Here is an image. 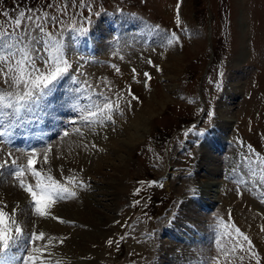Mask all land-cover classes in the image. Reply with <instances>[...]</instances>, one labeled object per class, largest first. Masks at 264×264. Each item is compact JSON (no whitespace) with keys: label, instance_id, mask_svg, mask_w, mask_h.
I'll use <instances>...</instances> for the list:
<instances>
[{"label":"rangeland","instance_id":"1","mask_svg":"<svg viewBox=\"0 0 264 264\" xmlns=\"http://www.w3.org/2000/svg\"><path fill=\"white\" fill-rule=\"evenodd\" d=\"M22 2L25 5L26 0H0V31L14 28V21L21 13L18 3ZM64 3L65 0H37L39 6L25 13L40 17L47 14L63 21L55 26L51 21L46 22V30L61 38L71 69L50 86L49 95L31 111L13 113L11 118L0 117V132L5 133L0 138V154L6 151L12 154L11 158L1 155L0 164L7 159L8 165L0 169V186L13 180L11 183L24 195L11 208L30 200L23 210V218L16 220L24 233L29 226L36 233L32 224L38 220L59 221L50 215H34L32 199L20 187V179L34 186L35 178L28 170L24 177L17 179L12 174V158L26 166L35 152L37 169L43 172L41 179L46 181L50 175L68 187L66 184L71 183L59 178L60 169L57 174L58 169L52 168L56 165L52 155L56 147L61 148L73 136L77 137L75 140L103 136L108 142L117 135L121 141L125 140L129 125L131 128L137 115L145 113L150 118L144 131L139 132L140 141L124 153L122 162L116 161L122 172L115 171L113 166L104 169L107 176L120 177V192L113 200L112 210L107 212L112 220L104 227L107 237L98 251L104 258L102 264H175L173 256L168 258L163 253L173 240L176 244L199 246L208 240L206 249L211 253L218 246L214 231L218 227L220 231L224 221H228L225 224L233 232L235 226L248 236L246 241L233 233V243L240 244L237 249L241 250L242 245V250L248 249V257L260 259L264 241L250 232L256 226L257 234L264 236V0H83V6L76 0L75 8L72 0H68L67 10ZM3 13L9 15L5 17ZM26 26L29 25H22ZM81 28L85 31H78ZM92 41L95 43L89 46L90 53H86ZM37 66L44 68L39 61ZM4 79L0 75V91H24L22 84L19 88L6 86ZM67 79L74 80L71 87ZM74 84L89 92L94 98L86 96L95 103L103 100L99 93L110 97L114 107L118 103L113 119L88 125L82 120L87 112L70 110L76 105L68 106L67 97L74 99L79 90ZM129 90L139 97L138 101ZM75 108L81 110L80 106ZM227 119H232L228 126L223 122ZM6 130L12 135H7ZM218 134L222 139L216 138ZM207 156L218 159L215 175L205 170ZM84 175L73 181L77 182L73 190L69 187L78 194L77 198L65 194V200L56 199L57 208L66 206V198L78 201L93 192L86 188L94 181ZM201 175L215 180L222 187L220 191L224 189L217 194L223 196L221 200L217 196L211 202L210 194L201 185ZM100 177L95 181L104 180ZM81 181L87 186L80 187ZM103 202L111 204L107 200ZM55 210L48 212L52 215L57 213ZM194 213L200 216L201 223L196 224L206 231L202 242L189 241L191 232L197 229L191 224L194 218L191 223L187 222L188 215ZM8 223L11 225V219ZM173 226L174 232L181 231L183 237L172 236L175 234L168 229ZM109 240L113 241L111 245ZM43 241H17L11 254H19L21 244L27 245L20 256L23 259L38 244L44 251L35 255L43 258L44 252L54 249L45 246ZM220 252L223 251L214 253L213 250V255H221ZM257 262L260 264L256 260L254 264ZM245 263L252 264L249 258Z\"/></svg>","mask_w":264,"mask_h":264},{"label":"bare ground","instance_id":"2","mask_svg":"<svg viewBox=\"0 0 264 264\" xmlns=\"http://www.w3.org/2000/svg\"><path fill=\"white\" fill-rule=\"evenodd\" d=\"M94 43L95 42L92 41L91 45L87 46L88 47L87 49H90L89 46L92 47V45ZM80 97L81 98L85 97V93L80 92L79 90L77 91L74 99L71 98V96L69 95L67 97V99H68L67 103H69V104H67V105L68 106H70V105L79 106L80 102H77V98H80ZM85 101H86V104H88L87 107H89L90 105L95 103L92 99H89L87 96H86ZM67 105L65 104L66 107H68ZM75 107H72V108L70 107V110L74 109V110H77L80 113H82V111L79 110V108L77 109ZM80 109H83V108L80 106ZM56 110H57V108H56ZM53 112H55V110H53ZM85 112H87V111L85 110ZM85 112L83 111V113H85ZM143 112H144V110H143ZM147 112H149V111H147ZM149 118H150V116L149 115L146 116L145 113L137 115L134 122L132 121L133 123L131 125V128L129 125V127L127 129L128 134H127L126 139L122 140V141L120 140L119 137H117V135L115 137L111 138V140L108 142L104 141V139L102 138L103 136L100 137V136L91 135L90 139H86V140H80V138H78L79 140L78 139L75 140L77 137L73 136L71 141H68L67 143H65L61 148L59 146L56 147L57 148L56 152L54 154H52L55 158L54 161H55L56 165L53 164L54 167H52V168L58 169L57 174H59V169H61V168L63 169V172L59 174L60 175L59 178L62 177V179H66V182L69 183V177H74L76 180L77 178H80L84 175V174L83 175L80 174V176H79L78 175L79 173L87 172L88 174L87 175L85 174V175L87 177L89 176V178H91L94 182L92 185H88V187L86 189H88V190L91 189V190H93V192L89 193V194L86 193L84 196H82L81 199H79L78 201L76 200L77 202L74 201V199L72 201H69L66 198V202H67L66 206H62V207H58V208H57V205H54V204L48 206V210H51V211H53L54 209L57 210V211L55 210L57 213L53 212L52 215L50 213L49 217L54 216V217H52V219H54V220H58V219H56V217H59V218H61L58 220L59 222L50 221V220L49 221L38 220V223L32 224V227L36 228L37 234L39 232H42V231L45 232L46 236L44 239L45 242L43 241L44 245L54 248V249L49 248L48 253H45V252L43 253V255L45 257L48 256V258H44V256H43V258H39V256H38V260H37L36 264H102L103 263L104 258L98 255V251H100L103 248L102 244H101V242L103 241V238H105V236L107 237V234H106V231L104 230V227L109 223V221L112 220V217L107 212H108V210H112L113 200H114L115 196H117L118 193L120 192V183L118 181L120 179V177L117 174L107 176V174L104 172V169L108 166L109 167L113 166L115 171H119L121 169L120 168L121 166L119 164H117L116 161L122 162L123 159L125 158L124 153L130 151V148L133 145H135V143H138L140 141V133L139 132L144 131V128L146 127L147 120H149ZM231 120L232 119H230V120L227 119L223 122H226V126H228L231 123ZM132 126L134 128L133 132L130 131V129L131 130L133 129ZM96 134H97V132H96ZM216 136H217L216 137L217 139H218V136H219V138L221 137V139H222V136L220 134H218ZM217 139L214 142H217L218 141ZM220 142H222V141H220ZM1 155L6 157V155H8V152L6 151V152L0 154V160L2 157ZM23 155H21V157ZM58 155H60V158L58 157V159H56V156H58ZM207 159L209 162L207 161L205 163V166H206L205 170L210 175H215L216 171L218 170V163H216V162H218V159H214L213 157L211 158L208 156H207ZM201 170L203 171V169H201ZM119 172H122V171H119ZM77 175L79 177H77ZM97 176H101L100 178H104V180L95 181ZM201 176H203V177L201 178ZM201 176H200L201 185L204 184V190L206 192L208 191V193L210 194V200L212 199L211 202H213V200L215 198H217V196H218L217 194L220 195V193L223 192L222 190H224V189H222L220 191V189L222 187L220 188V186H218L217 182L215 180H213L211 177L206 178V175L205 176L201 175ZM83 178H85V177H83ZM12 181L13 180H11V182ZM87 181H88V178H87ZM11 182L10 181L8 183L3 182L2 185L0 186V206L3 208H6L5 211L9 213V216L11 219H14V220H17V218L22 219L23 218V210L25 209L26 206H29L30 200L28 201L26 199L27 200L26 202H22V203L19 202V204L16 205L14 208H11L10 206L13 204L14 201H16V200L18 201V199L21 200V197L24 196L23 194H21L19 192V189L17 187H15L14 184ZM218 182H221V181H218ZM72 183H75V182H71L70 185H68V184H66V185L68 186V188L70 186H72V190H73L76 187L77 182L75 184H72ZM225 189H227V188H225ZM95 190L96 191L99 190V193H95L94 192ZM27 195L28 194H26L25 196L28 197ZM100 196H103L105 199L104 198L102 199ZM76 198H77V196H76ZM218 198L221 200L223 198V196H218ZM63 200H65V199H63ZM105 200L111 202V204H108V202L104 203L103 201H105ZM226 200H228V199H226ZM214 202H215V200H214ZM59 203H61V202H59ZM30 204H31V202H30ZM203 204L206 206L210 205L207 202H203ZM62 205H65V204H62ZM258 205H259V203H258ZM235 211L238 212L237 210H235ZM195 214L196 213H194L193 215H188L189 221H187V222L191 223L192 222L191 219L194 218L193 219L194 221L191 224H194V226L197 228V229H195V231L193 229L194 232H191L192 230H190L191 235H190L189 241L194 240V241L199 242L202 238V234L205 233L206 231H205V228H200L201 226L199 227L196 224V223H201V222L199 221V219H200L199 214H196V215ZM238 214L241 215L240 213H238ZM34 215H35V212H34ZM248 215L249 214L247 213V216ZM244 216H245V214H244ZM258 218L260 220V217H258ZM246 219L248 220V218H246ZM241 221H242V219H241ZM227 222L224 221V225H227V224H225ZM237 222H239V221H237ZM253 222L255 223V221H253ZM246 223H245V225L248 224V223L247 224ZM256 223H257V221H256ZM257 224H255V225H257ZM250 225H251V223H250ZM252 225H254V224H252ZM240 226H244V223L240 222ZM261 226H263V222H262ZM82 227H87V228L84 229ZM259 227H258V229H259ZM234 228H236V227L234 226ZM41 229H43V230L41 231ZM171 229H173V230L171 231ZM220 229L221 230L219 231V227H218L214 231V233L216 235L215 241L218 243V246H215V249H212L211 253H208V249H206L209 246L208 242H207L208 240L203 244L200 243L201 246L197 245V243H195L194 245L193 244L192 245H190V244H176L177 242H175L173 240V241H170L168 243L167 249H165L166 251H163V253L168 258H171V256H173V259L175 260V261L174 260L173 261L175 264H177V263L178 264H208V263H206V261L211 262L212 264H244V261H246L248 258L252 264L255 263V260L260 261L259 262L260 264H264V245H262V251H261V254L259 257L260 259H258L257 257L255 258V256H253L254 257V260H253V258L251 259L250 257L247 256L248 253L246 254V250H248V249H246V250L237 249L238 248L237 244L238 245H240V244L238 243V241L233 243V239L235 237L233 235V233L235 232V229H234V232L231 230L233 228H230L228 226H227L226 230L223 228H220ZM168 230H170V232H172L171 234H175V235H172L175 238H176V236L177 237H183V235L180 233L181 231L179 233L174 232L175 231L174 226H173V228L171 227ZM31 232H33V231H32V228L30 226L25 228V233L27 235H28V233H31ZM170 232L168 231L169 234H170ZM257 232L258 231H257V228L255 226L253 229H251L250 233L253 235L254 234L258 235L257 239L262 238V240H260V241H264V236L263 235L261 236V234H257ZM12 234L14 235V231ZM235 234H236V232H235ZM262 234H264V232H262ZM239 238H241V236H239ZM61 240L63 241L62 243H61ZM182 240L184 241L186 239L182 238ZM26 241H27V239H26ZM201 242H202V240H201ZM41 243H42V241H41ZM217 243H216V245H217ZM243 243H244V241H243ZM260 243H263V242H260ZM57 245H59V246H57ZM247 245H248V243H247ZM255 245H256V243H255ZM192 246H196V248L193 249V248H191ZM34 247H38V244L34 245ZM246 247L247 246L245 245V248ZM231 248H235L236 251L233 253L232 251L229 250L228 256L225 257L224 250L225 249H231ZM243 248H244V246H243ZM257 249H258V247H257ZM179 250H181V253L178 254L177 251H179ZM213 250H214V253H217L218 251H223V252H220L221 255H219V254L213 255ZM254 253H256V252H254ZM253 255H256V254H253ZM49 256H50V258H49ZM241 257H242V259H241ZM46 259H49L50 262L45 263ZM230 259H231V262H230ZM22 260L23 259L20 258V261H22ZM19 262H17V264H19ZM155 263L157 264V262H155ZM169 264H172V263L169 262ZM257 264H258V262H257Z\"/></svg>","mask_w":264,"mask_h":264},{"label":"snow or ice","instance_id":"3","mask_svg":"<svg viewBox=\"0 0 264 264\" xmlns=\"http://www.w3.org/2000/svg\"><path fill=\"white\" fill-rule=\"evenodd\" d=\"M80 4L83 6V0H80ZM68 7V0H65L64 10H67ZM72 7H76V0H72ZM88 10L90 11V8ZM3 15L7 17L9 14L3 13ZM25 17L27 18L25 19ZM48 21H51L54 26L63 23V21H58L55 16L49 17L45 14L40 17L39 15L32 16L21 12L19 17L15 19L14 28L11 31H0V62H2L0 63V75L5 77L4 84L6 86L15 88H19L21 84L24 86L22 93L20 91L15 93L0 91V117L11 118L13 113L19 114L22 110L31 111L34 105H38L43 98L49 95L50 86H53L71 69L72 65L66 58L61 38L46 30V22ZM22 25L29 26L22 27ZM78 31L83 32L85 29L81 28ZM37 61L44 65L43 69L37 66ZM132 71L135 74V69ZM145 76L148 77L149 74L145 73ZM129 93L133 99L139 100V97L131 93V90ZM98 95L103 97V100L90 105L86 109L88 114L82 116V120L88 125L111 121L113 119L112 113L119 109V104L116 103L114 107L110 97L104 96V93ZM89 99L92 98L89 97ZM81 111L85 110L81 109ZM4 135V132H0V138ZM67 135L68 133H65V136ZM8 157L11 158L12 154L8 153ZM47 160L48 158L45 156L44 161L47 162ZM245 162H247V157H245ZM37 164L38 159L35 152L28 158L26 166L19 165L15 158L11 159L12 174L17 179L24 177L28 170L35 178L34 186L26 184L23 179H20V187L30 195L35 214L44 217L50 215L47 210L48 206L54 204L56 199H65V194L75 197L77 193L71 191L58 180H54L50 175L47 176L46 181L42 180L43 172L37 169ZM7 165L8 160L6 159L4 164H0V169ZM60 172H63L62 168ZM74 180V177H69L70 183ZM79 186L86 187L87 185L81 181ZM10 219L9 213L0 208V264H17L20 260V256L27 249V245H21L19 254H11V249L17 245V241L27 239L34 243L45 239L44 232L38 234L33 232L25 236L23 229L16 220L11 219V225L8 223ZM56 219L61 218L56 217ZM13 226L14 235L12 234ZM221 227L227 229V225H224L223 222ZM235 232L243 236L244 240H248V237L244 236L239 228H235ZM108 243L111 245L113 241L109 240ZM242 247L241 245L240 248L242 249ZM229 250L233 253L236 251L235 248L225 249V257L228 256ZM41 252H43L42 248L32 247L28 255L23 257V264H36L38 257L35 253Z\"/></svg>","mask_w":264,"mask_h":264},{"label":"trees","instance_id":"4","mask_svg":"<svg viewBox=\"0 0 264 264\" xmlns=\"http://www.w3.org/2000/svg\"><path fill=\"white\" fill-rule=\"evenodd\" d=\"M37 4V0H26V3L24 5V3H18V8L20 9L21 12H26L28 9H31L32 7H34V5ZM14 10V9H13Z\"/></svg>","mask_w":264,"mask_h":264}]
</instances>
